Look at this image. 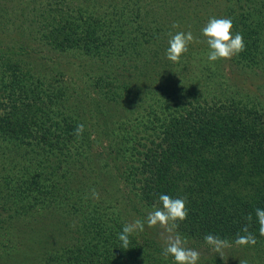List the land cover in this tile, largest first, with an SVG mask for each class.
Returning <instances> with one entry per match:
<instances>
[{"label": "trees", "instance_id": "16d2710c", "mask_svg": "<svg viewBox=\"0 0 264 264\" xmlns=\"http://www.w3.org/2000/svg\"><path fill=\"white\" fill-rule=\"evenodd\" d=\"M177 1L29 0L38 11L22 14L28 23L20 19L23 0L0 4L6 6L0 12L6 8L9 18L0 23V38H8V44L0 46V193L13 208L31 212L9 213L7 206V215L1 216L0 246L10 249L11 261L19 260L20 248L38 264H141L150 258L156 247L139 244L133 234L129 247H121L118 234L124 223L110 212L106 197L102 207L89 200L91 190L97 188L87 178L93 177L89 170L95 165L92 130L99 141L112 139L111 148L122 163L121 176L133 195L150 204H162V194L185 199L187 218L177 222L182 235L213 234L233 244L247 227L257 242L264 241L256 217V209H264V105L257 97L245 101L231 95L238 85L222 83L225 72L218 61L203 56L206 47L194 50L191 43L178 63L167 59L169 33L184 31L174 29L166 17ZM194 1L205 8L218 2ZM222 1L228 4L233 35L241 33L246 45L236 66L250 75L264 76V0ZM198 11L192 7L196 27L202 29L206 24L200 20L202 14L196 18ZM201 39L206 43L205 37ZM46 48L85 57L81 58L88 78L83 85L90 82L94 91L84 95V89L76 97L59 80V86L55 79L49 81L45 66L34 60L36 52ZM186 56L191 74L206 70L209 81L166 90L167 98L160 99L164 93L157 89V82L166 80L163 68L178 72ZM161 64L166 66L159 71ZM149 66L157 70H146ZM143 77L148 80L147 98L160 103L154 108L155 117L135 129L120 120L121 113L118 119L112 118L121 107L126 109L130 96L134 100L135 79ZM78 124L85 128L79 139L74 135ZM83 182L81 191L77 189L82 197L79 204L64 192ZM63 202L70 209L60 215ZM20 217L24 220L13 222ZM36 222V236L26 230L27 237L23 234L17 246L11 234L8 239L7 232L12 233L15 226L34 228ZM42 231L63 240L58 242ZM48 247L54 248L45 254Z\"/></svg>", "mask_w": 264, "mask_h": 264}, {"label": "rangeland", "instance_id": "374dc122", "mask_svg": "<svg viewBox=\"0 0 264 264\" xmlns=\"http://www.w3.org/2000/svg\"><path fill=\"white\" fill-rule=\"evenodd\" d=\"M78 1V0H77ZM84 1V0H79ZM24 4L22 5V8L25 9L22 10L20 14V19L23 20L22 14L26 15L30 11H33L37 9L38 7H31V4L29 0H23ZM15 4L16 0L13 2H7L3 3V1H0L1 5H8ZM13 4V5H14ZM202 3H197L194 0H178L175 5H171L168 9V16L167 19L170 20V24H174L180 21L179 25L181 28L184 29V32L191 31L193 36L202 41V29L196 27V21L194 19L195 12H192V7H198L199 11L196 12V18L203 16L204 18L200 17V20H203L204 24H207L210 18L216 17V18H224L227 17V9L228 4L225 1L218 2L215 1L216 5H212L211 7H204L201 5ZM0 9L6 6H1ZM6 8L2 12H0V23H4L8 21V15L4 13ZM35 10V12H37ZM194 15V16H193ZM194 19L191 20V22L187 21V19ZM166 19V20H167ZM28 23V19H24ZM10 23V22H8ZM12 26V23L9 24ZM194 25V26H193ZM3 26V25H1ZM202 27H204L202 25ZM11 28V27H10ZM2 31V28H0V32ZM200 34V35H199ZM12 36V34H11ZM8 44V38L1 37L0 38V46H6ZM194 44V50L198 49L199 46L206 47L207 51L205 49V52L203 56L207 57L208 53L210 51L209 46L204 41L200 43H193ZM191 45V44H189ZM39 50V49H37ZM197 55V54H196ZM82 57V56H81ZM78 57L76 55L71 56L69 53L61 54L58 52H52L51 49H45L41 52H36L34 55V60L38 62V65L45 66L46 72L49 73L48 80L55 79L56 85L59 86V83L63 86V88L70 89V92L73 96L78 97L80 92H83L82 90L85 89L84 95H86L89 92L94 91V89H90V82H88V85H83L84 82L88 78V70L84 67V63H82L85 57ZM188 57L186 56L184 58V62L181 63L180 70L177 72L175 70L173 71H167L165 68H163V71L165 73L166 80L163 82H157L158 84V90L159 88L162 89L163 97L160 95V99L167 98L166 90L168 91H177L178 88H182L183 85H190L197 87L198 85L204 84L207 81H209V78L211 77L210 74L204 70L200 74H191L190 68L191 64L188 62ZM238 61V55L233 56L231 59L228 60H218V65L220 66L219 69L223 70L225 72V76L223 75L225 81L222 83L228 84L230 83L238 85V87L233 88L230 90L232 93L231 95H235L236 97H243L245 101L250 97H257L258 102L260 104L264 105V76L263 74H257L255 76L250 75L247 72H242L241 67H237L236 63ZM207 64V63H206ZM208 65V64H207ZM166 65L161 64L159 71L162 69V67H165ZM44 68V69H45ZM157 70L156 68L150 67L146 70ZM204 69H206L204 67ZM238 69V70H237ZM146 75L149 74L144 72ZM154 73V71H153ZM43 78V75H41ZM126 79V76L123 75L122 78ZM227 79H226V78ZM145 77L141 79V81L135 82V93L134 94V100L129 97L126 104V109H123V107L118 109V112L114 115L112 119H118L121 113V121L125 120L126 123L129 125L136 126L135 129L139 127V125H143L144 122H147L148 118L155 117L156 111L154 108L158 106V104L155 102L156 99H151L150 97L147 98L146 94V86L148 85V80H144ZM47 80V81H48ZM59 80V81H58ZM135 81L134 79H132ZM212 80V79H211ZM214 80H218V77H214ZM59 83H58V82ZM134 86V84L132 85ZM160 86V87H159ZM73 87L77 90L72 92ZM56 91L55 89H52L51 91ZM74 93V94H73ZM79 93V94H78ZM132 93V92H131ZM94 98H98L97 93L92 94ZM86 101V104L89 103V99H86V96L84 97ZM6 101H10L9 97L6 96ZM218 100H214L213 104L216 106ZM70 107V106H69ZM93 107L90 106V110L93 111ZM95 116L97 114V111L95 110ZM123 112L125 114L123 115ZM154 112V113H152ZM110 114L114 113V110H109ZM94 116V117H95ZM87 118L90 120L89 114H87ZM155 119V118H154ZM97 120V119H96ZM131 122H133L131 124ZM96 123H103V121H98ZM141 123V124H140ZM146 124V123H144ZM89 127H92V124L88 122ZM131 127V128H133ZM96 128L100 129V125H97ZM142 128V127H139ZM91 130V129H90ZM92 139H93V145H92V151H93V159L95 161V165H92L91 169L89 171L92 172L93 177H87L90 182L95 183L97 188L95 189L99 193V199H94L89 197V200L94 202L96 205H100L102 207V201H104L105 197L107 198L105 201L106 205L109 207L110 212L114 213L115 217H117L121 223L127 224L132 223L136 219H141L145 221V227L143 232L137 231L133 235L136 237L137 242L141 245L145 246H154L156 248L152 249L153 251L150 252L151 256L149 259H143L141 261V264H160L159 261H156V259L160 260L161 264H175L174 258L169 256L165 258L163 256V249L165 247V242L162 239V234H165V230L159 226L154 228H149L146 223V217L149 211H151L154 207H162V204L159 203H149L146 200H144L142 197H139L137 195H133L129 190V185L124 182V178L121 176V169L117 161L118 154H115V152L111 148V140L109 138H102L101 141H99L96 130H92ZM98 139V142L96 140ZM123 145V144H122ZM125 146V145H124ZM33 169V168H32ZM78 183H81L78 181ZM79 185V188H67L65 194H70L72 197V200L78 201L80 204L82 202L81 195L78 193L77 189L81 191V187H84L86 184ZM87 183V182H86ZM22 204V203H20ZM24 205V204H23ZM84 205V203H82ZM8 208L9 213H31L27 210H17L15 207H12L11 201L8 200L6 197H2L0 193V219L1 216H6V207ZM70 209L68 207L67 203L63 202L61 206V213L60 215H63L62 213H65V210L67 211ZM31 210V209H30ZM34 211V209H32ZM109 211V210H108ZM107 211V212H108ZM58 215V214H57ZM78 217V214H77ZM81 217V215H80ZM27 217H25L26 219ZM53 217L49 218V220H52ZM21 220H24L23 218H15L13 222H20ZM36 226L34 228H29L27 226H15L14 229H12V233L9 231L7 232L8 239H10L11 234V240L13 243H15V246H17V242L19 243L22 239V235L27 237V233H29L28 229H30V234L37 235L35 231L39 224L38 222L34 223ZM25 225L33 226L32 223H26ZM6 227V226H5ZM23 227V229H22ZM179 226L176 225L175 231L178 232L182 237L186 238L188 241L187 247H190L192 249L197 250L200 253V259L198 261V264H240V260L246 259L249 264H264V241L257 242L254 246L248 245V246H237L235 243L231 244L232 246L230 248H226L224 250V259L221 258L216 252H214L211 247L205 242L204 237H187L186 235H182L179 228ZM5 229V228H4ZM43 232V231H42ZM0 233L2 234V230H0ZM45 234V232H43ZM52 233V232H51ZM45 234L47 237L50 235L51 237L57 240L58 242H62V238L60 235L55 236L53 233ZM3 237V236H2ZM62 239V240H61ZM25 240V238H24ZM44 240V237H43ZM2 242V238H0V245ZM11 242V243H12ZM25 242V241H24ZM12 245V244H11ZM54 246V245H53ZM55 247V246H54ZM54 247H48L45 250V254L47 251H51ZM10 251V249L6 248L5 246H0V264H36V258H34L32 255L30 257L26 256V250L23 248H20L19 251H17L19 254H21V257L19 260L14 259L12 260V255H9L7 253ZM44 249H42V252ZM33 253V252H32ZM41 253V252H40ZM14 254V253H11ZM38 264V263H37Z\"/></svg>", "mask_w": 264, "mask_h": 264}, {"label": "clouds", "instance_id": "9594fccd", "mask_svg": "<svg viewBox=\"0 0 264 264\" xmlns=\"http://www.w3.org/2000/svg\"><path fill=\"white\" fill-rule=\"evenodd\" d=\"M172 27L175 29L179 28L180 25L174 23ZM233 27L231 18L212 17L202 28V35L206 38V43L210 48L207 57L209 61L228 60L245 50L246 45L243 35L241 33L233 35ZM169 36V47L167 48L166 56L169 61L174 63H178L181 56L188 51L189 44L202 42L194 37L191 31L169 33ZM84 131V125L78 124L74 135L79 139ZM91 195L94 199L98 200L100 198L99 193L94 188L91 190ZM159 200L162 203V207H154L149 211L146 223L149 228L159 226L165 230V234H162V239L165 242L163 256L165 258L173 257L175 264H198L200 253L187 247V239L175 231L177 222L184 221L188 215L185 199L172 198L169 195L162 194ZM256 217L260 226L259 234L264 236V209H256ZM247 220H252L251 214L248 215ZM144 227L145 221L141 219L125 224L122 232L118 234V239L122 242L121 247L127 249L130 245L129 237L137 231L143 232ZM242 231L244 235H238L235 244L237 246H254L257 243L256 238L248 232L247 227H244ZM204 240L223 259L224 250L232 246L227 239L213 234H206ZM240 264H249V262L244 259L240 260Z\"/></svg>", "mask_w": 264, "mask_h": 264}]
</instances>
